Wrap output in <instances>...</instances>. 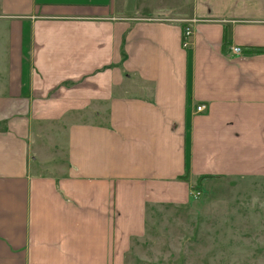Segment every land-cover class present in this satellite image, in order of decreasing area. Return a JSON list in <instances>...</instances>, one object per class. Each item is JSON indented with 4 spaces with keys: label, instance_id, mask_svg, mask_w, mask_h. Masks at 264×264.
<instances>
[{
    "label": "crops",
    "instance_id": "1",
    "mask_svg": "<svg viewBox=\"0 0 264 264\" xmlns=\"http://www.w3.org/2000/svg\"><path fill=\"white\" fill-rule=\"evenodd\" d=\"M185 2L0 0V264H125L193 179H264V0Z\"/></svg>",
    "mask_w": 264,
    "mask_h": 264
},
{
    "label": "rangeland",
    "instance_id": "2",
    "mask_svg": "<svg viewBox=\"0 0 264 264\" xmlns=\"http://www.w3.org/2000/svg\"><path fill=\"white\" fill-rule=\"evenodd\" d=\"M199 192L184 205H151L124 263L264 264V179H214Z\"/></svg>",
    "mask_w": 264,
    "mask_h": 264
},
{
    "label": "trees",
    "instance_id": "3",
    "mask_svg": "<svg viewBox=\"0 0 264 264\" xmlns=\"http://www.w3.org/2000/svg\"><path fill=\"white\" fill-rule=\"evenodd\" d=\"M182 29H184V25H182ZM223 50H225L228 45H229V42L227 41V35L226 33L224 34V39H223ZM182 46L184 48H187L183 45V41H182ZM247 52L249 53H261V52H264V47H249L247 49ZM189 176V174L186 172L185 175H181L179 176L178 178L180 179H187ZM213 176H210V175H202V176H199L196 178L195 180V183L192 184L191 186V190L192 191H201L203 189V181L206 179V178H211Z\"/></svg>",
    "mask_w": 264,
    "mask_h": 264
},
{
    "label": "built area",
    "instance_id": "4",
    "mask_svg": "<svg viewBox=\"0 0 264 264\" xmlns=\"http://www.w3.org/2000/svg\"><path fill=\"white\" fill-rule=\"evenodd\" d=\"M196 20H188L185 22L186 23H189V24H192L191 22H195ZM193 34V31H192V28H191V25H186L184 30H183V45L185 47H187L190 43H189V39L191 38ZM231 50L234 54H241L243 53V48L240 47V46H233L231 47ZM205 109V106L204 105H200L198 107H196V111L199 112V111H203ZM194 192L195 196L198 197L200 196V192L199 191H192Z\"/></svg>",
    "mask_w": 264,
    "mask_h": 264
}]
</instances>
